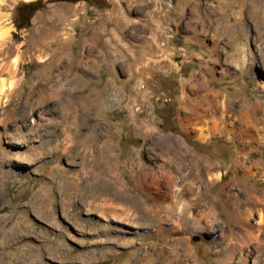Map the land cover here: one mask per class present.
<instances>
[{
    "label": "rangeland",
    "instance_id": "obj_1",
    "mask_svg": "<svg viewBox=\"0 0 264 264\" xmlns=\"http://www.w3.org/2000/svg\"><path fill=\"white\" fill-rule=\"evenodd\" d=\"M242 1L249 8L233 17L222 0H102V8L83 0H0V38L6 37L0 44V80L8 82L5 69L14 56L19 57L16 84L9 99L0 102V119L8 114L17 128L11 147L0 138V264H26V256L32 264H167L175 250L182 264L247 263L257 252L255 245L239 248L229 238L228 228L236 238L240 229L235 220L245 207L244 193L264 195V183L256 176L235 175V140L220 132L202 142L181 125L182 108L199 101L192 95L182 102L181 84L196 77L229 102L244 99L245 108L263 100L264 0L228 2L237 7ZM29 2L41 6L31 13L28 26L18 29V7ZM210 6L214 13L209 19L203 9ZM225 9L223 15L220 11ZM233 44L242 49L241 63L229 62ZM57 59L60 66L45 80L43 73ZM68 103L78 110V119L70 120L68 129L85 143L83 162L95 171L112 166L127 199L161 205L159 232L150 228L139 239L115 221L110 224L116 230L99 232L86 220L87 213L77 209L79 205L69 201L61 209L57 204L67 200L72 187L69 171L57 170L68 166L65 156L54 161V135L59 133L55 122ZM81 105L90 114L89 130L81 125ZM183 150L201 158L198 168L206 162L221 166L222 177L202 185L193 208L195 213L203 199L210 200L218 218L214 230L172 224L165 206L175 197L167 195L157 203L138 186L142 179L153 192L149 183L154 177L164 191L170 157L174 154L177 161ZM248 156L264 162V146ZM80 157H75V169L83 176ZM139 168L147 175L137 176ZM183 173L181 167L175 176L181 178ZM105 177L109 179L107 173ZM57 183L65 189L54 191ZM223 185L238 195L230 211L219 203ZM110 196L112 204H123L116 200L117 194ZM35 198L42 199L39 205H34ZM177 240L186 242L191 257L179 245L174 251L166 245ZM44 246L53 257L43 254Z\"/></svg>",
    "mask_w": 264,
    "mask_h": 264
},
{
    "label": "bare ground",
    "instance_id": "obj_2",
    "mask_svg": "<svg viewBox=\"0 0 264 264\" xmlns=\"http://www.w3.org/2000/svg\"><path fill=\"white\" fill-rule=\"evenodd\" d=\"M228 1L229 0H225L224 2L222 0L223 4L227 3L226 5L233 12V17L236 15L238 16L240 12H243L248 7V5H246L247 2L245 1H242L237 7L232 4V2L229 3ZM250 1L253 3L252 0ZM220 12L223 15H226L227 10H221ZM220 12L219 15L221 14ZM213 13L214 7L212 6L203 9L205 18L210 19V16H212ZM229 17L227 22L231 19V17ZM6 34L7 32L5 31L4 35ZM53 38L52 40L54 41ZM5 39V36L1 37L0 44H3ZM43 44H46V42ZM231 50L233 52H231L229 62L235 64L241 63L242 49L238 47V45L236 46L233 44ZM58 61L59 60L57 59L53 65L50 68H47L43 73V78L45 80H50L53 70L60 66L57 65ZM18 64L19 57L14 56L8 67L5 69L9 74V80L8 82L0 80V102L9 99V94L16 84L15 76ZM209 70L212 73L213 69L211 67H209ZM181 87L182 102L186 103L192 99V95L199 100L197 106L186 105L182 108L184 114L181 118V125L184 131H193L196 138L202 142H205L209 136L220 132L224 133L228 140H235L238 144L237 155L234 162L235 175H241L243 177L256 176L264 183V162L257 161L248 156V154H252V152H256L261 146H264V91L263 96H261L263 100H255L250 108H245L244 99L238 97L236 100L229 102L223 93L210 89L207 82L203 79L199 80L197 77L193 80L183 82ZM29 109L32 111L31 107ZM82 109L83 112H81V116L83 122H81V125L86 130H89L90 114H88L84 105H81L79 110L82 111ZM77 112L78 110L76 107L68 103L65 108L62 106V111H59L58 113V115H60L59 119L55 122V126L58 128L59 133L57 136L54 135V150H56L54 161L60 162L62 156H65L64 159L67 163L65 165L68 166H61V169L57 170H60L61 172L69 171L70 176L68 184L72 185L67 191V200H60L57 204L61 209H64L65 204L69 201L72 205H79V208H76L87 213L86 220L99 232H105L106 230L111 229L116 230L117 227L112 226L110 221L126 225L127 228H119L132 237L139 239L146 237L149 234L148 231L150 228H155L156 231L159 232L162 228L161 224L163 221L159 216V211L162 207L161 205L152 207L139 202L134 198L132 200L127 199L128 194L125 193L121 183L115 177V172H113L112 166L95 171L94 169L89 168V163L83 162L84 150L81 147L84 148L85 143L84 141L79 140L77 135H70L68 129L69 121H76V119H78L77 117L79 116ZM16 131V124L10 123V117L8 114L0 119V138H3L1 141L4 143L6 142L9 147H11L16 141ZM74 138H76L75 142L73 141ZM32 148L33 144L28 147V150ZM59 152L60 154H58ZM182 153V158H177V161L174 160V154L170 157L169 163L171 168L168 171L166 183H163L165 188L164 191L161 190L162 185L156 182L154 177L149 183L151 184L152 189L154 188L153 192L146 186L147 183L145 184L143 183L144 181H141L142 179L138 181V186L141 187L147 197H152L157 203H161L164 196L173 195L175 197L171 203L165 206L168 213L167 218L172 221V224L174 222L176 226L179 225L185 229L194 228L198 230H214V227H217L218 225V218L214 208L210 204V200L208 198L203 199L195 213H193V208L200 197V189L202 185L206 182L214 183L222 177L223 172L220 169L221 166L217 162H206L202 164L201 168H198V165L201 163V158L197 156L196 153H192L189 150H183ZM79 155L82 157L80 166L83 176H79L80 170L75 169L77 166L75 157ZM181 167L184 170V173L181 178L180 175L178 178L175 176V173ZM140 169L141 168L135 170L137 176L147 175V172L143 171V168L141 171ZM106 173L109 176V179H106ZM1 178L2 174L0 175V181ZM231 180L233 184L236 183L234 177L231 178ZM64 187L65 185L62 183L54 184V191L59 188H61L62 191L65 189ZM229 189V187L226 188L223 185L218 191L219 203L228 211L232 210L235 206L238 197L237 194L230 193ZM74 190H78L80 193L76 195ZM108 194L111 196H116L117 194L116 200H121L123 204H112V201H109L107 198ZM38 197L39 196H37V198ZM37 198L33 200L34 205H39L42 201V199L39 200ZM244 199L246 201L245 207L239 212V214H237L238 216L235 220L239 225L240 231L236 234L235 238V231L228 228V235L231 240L235 239L239 248H250L252 244L255 245L254 250L257 252L250 255L246 264H264V195L248 192L244 193ZM92 214L103 218L104 222H98L97 219L91 216ZM2 221L3 220L0 221V224ZM170 243H166V245L168 247L170 246V249L172 247V251H174L175 248H177V245H179L183 247L187 256H192V252L187 248V244L184 240H177L171 244ZM42 251L44 255L53 257L49 246H44ZM251 251L252 250L249 249V252ZM180 257L179 253L175 250L168 259L167 264H182V259ZM24 262L26 264L34 263L30 256H26ZM80 262H84V260H80Z\"/></svg>",
    "mask_w": 264,
    "mask_h": 264
},
{
    "label": "trees",
    "instance_id": "obj_3",
    "mask_svg": "<svg viewBox=\"0 0 264 264\" xmlns=\"http://www.w3.org/2000/svg\"><path fill=\"white\" fill-rule=\"evenodd\" d=\"M58 1L76 2L79 0H58ZM83 1L89 3L90 5L102 3V0H83ZM102 4L98 8H102L103 7ZM40 6L41 5L39 2H34V3L29 2V3L23 4L21 7H18L21 25L18 24V25H16V27L18 29L26 28L28 26V21H29L31 13L34 12L35 10H37Z\"/></svg>",
    "mask_w": 264,
    "mask_h": 264
},
{
    "label": "water",
    "instance_id": "obj_4",
    "mask_svg": "<svg viewBox=\"0 0 264 264\" xmlns=\"http://www.w3.org/2000/svg\"><path fill=\"white\" fill-rule=\"evenodd\" d=\"M193 240H195V241L198 240V237H194Z\"/></svg>",
    "mask_w": 264,
    "mask_h": 264
}]
</instances>
